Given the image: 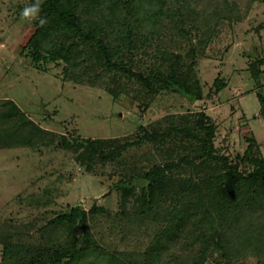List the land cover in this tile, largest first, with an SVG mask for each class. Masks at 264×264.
I'll return each instance as SVG.
<instances>
[{
    "label": "rangeland",
    "instance_id": "obj_1",
    "mask_svg": "<svg viewBox=\"0 0 264 264\" xmlns=\"http://www.w3.org/2000/svg\"><path fill=\"white\" fill-rule=\"evenodd\" d=\"M35 1L0 0V261L4 246H14L21 252V246L44 245L40 235L44 226L50 234H55L56 228L61 242L69 240L68 224L54 222L75 207L90 215L96 205L105 208L89 224L99 245L110 252L143 248L147 235L141 237V232L135 231L136 225L122 217L121 193L115 188L135 169H149L154 163L168 161L169 146L144 139L143 127L151 132L162 121L205 112L217 128V154L228 157L239 172L252 170L241 161L248 138H256L264 156V117L256 94L264 88V64L260 65L263 76L259 80L254 76V67L264 60V0H227V4L218 0L217 5L208 4V0H186L183 12L192 14L194 23L185 18L184 27L191 32L188 39L177 38L167 29L149 43L138 40L127 44L117 38L120 29H112L115 34L106 29L107 45L115 52L117 66L123 63L124 67L110 70V66L97 62L96 53L83 46V74L70 78H65V63H36L24 50L36 32L38 16L22 18L21 13ZM189 4L192 12L188 11ZM220 4L224 9L218 7ZM168 6L176 11L177 4ZM102 13L95 15L100 18ZM195 46L204 52L196 56L202 100L192 101L169 90L152 92L139 78L154 77L162 60L172 53L190 64ZM222 83L227 87L218 93ZM13 104L26 120L1 119ZM15 126L19 129L14 130ZM19 133L22 139H15ZM141 138L143 141L128 148L120 159L131 169L129 173L115 163H98L89 169L78 159L82 151L78 141L119 140L133 144ZM171 147L178 156L188 154L175 145ZM199 163L181 172L184 176L195 172L194 166ZM215 168L217 165L211 170ZM131 208L128 205L127 211ZM258 224L255 222L257 230ZM77 233L81 235L82 229ZM257 241L261 245L257 248L263 251L249 255L248 264H264V230L255 233Z\"/></svg>",
    "mask_w": 264,
    "mask_h": 264
},
{
    "label": "trees",
    "instance_id": "obj_2",
    "mask_svg": "<svg viewBox=\"0 0 264 264\" xmlns=\"http://www.w3.org/2000/svg\"><path fill=\"white\" fill-rule=\"evenodd\" d=\"M185 1L36 0L35 5L39 3L36 32L24 50L29 51L36 63H65V78L83 74L80 71L85 68L81 55L83 46L96 53L98 63H105L110 70H121L124 64L117 66L115 52L106 42L107 32L120 29V32L116 31L117 38L127 44H135L138 40L149 43L167 29L174 31L177 38L188 39L191 32L184 27L185 18L194 23L192 14L183 12ZM207 2L217 5L218 0ZM172 3L177 4L176 11L169 8ZM190 7L187 5L188 11L192 12ZM102 10L97 18L95 13ZM91 11L93 14L89 15ZM41 18L46 23L41 24ZM159 24L161 27L157 28ZM153 27L157 29L153 30ZM199 47L202 49L203 46ZM190 53V64L181 55L172 53L170 58L165 56L154 77L140 75L139 78L153 89L152 92L169 90L182 93L192 101L202 100L204 92L196 72V56L204 52L195 46ZM168 62L170 65L167 66ZM263 64L264 60H260L254 67V76L258 80L263 76L260 70ZM226 87L227 84L222 83L217 92ZM256 94L260 114L264 117V88ZM8 113L1 119H25L14 104ZM157 125L158 128L154 127L151 132L142 128L144 139L167 144L170 148H167L168 161L154 163L149 169L141 166L128 180L115 184L121 193L122 217L136 225L135 231L141 232V237L147 235L143 248L110 252L98 244L89 225L97 213L105 212V208L96 205L89 215L75 207L54 222L68 224L69 240L61 242L62 237L57 235L56 228L55 234H50L44 226L40 229L44 245L21 246V252H17L14 246H4L0 264H248L249 255L263 251L257 248L260 243L254 242L255 233L264 230V222L260 223L264 220V156L256 138L247 139L248 148L241 161L252 166V170L244 174L228 157L217 154L214 142L217 128L205 112L171 118ZM13 129L19 128L15 126ZM21 136L16 134L18 138L15 139H22ZM141 140L133 144L119 140H81L77 146L82 150L78 159L89 169L98 163H115L123 167L124 173H129L131 169L120 159L128 148L139 145ZM171 145L188 154L178 156ZM158 147V150L162 149L161 145ZM197 161L200 163L194 166L196 171H185L184 176L182 169L191 168ZM214 165L217 168L212 171ZM128 205L132 207L129 211ZM255 222L259 223V230ZM80 229L82 233L78 236Z\"/></svg>",
    "mask_w": 264,
    "mask_h": 264
},
{
    "label": "clouds",
    "instance_id": "obj_3",
    "mask_svg": "<svg viewBox=\"0 0 264 264\" xmlns=\"http://www.w3.org/2000/svg\"><path fill=\"white\" fill-rule=\"evenodd\" d=\"M38 11H39V3H37V5H35V6L25 7L21 13V17L22 18L33 17L37 14ZM40 23L44 24V23H46V21L43 18H41Z\"/></svg>",
    "mask_w": 264,
    "mask_h": 264
}]
</instances>
